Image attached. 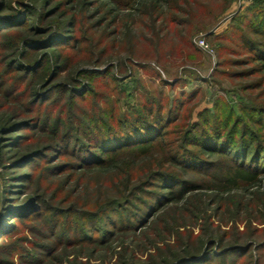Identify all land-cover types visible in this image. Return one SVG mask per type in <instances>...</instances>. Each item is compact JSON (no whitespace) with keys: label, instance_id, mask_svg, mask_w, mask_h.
<instances>
[{"label":"trees","instance_id":"16d2710c","mask_svg":"<svg viewBox=\"0 0 264 264\" xmlns=\"http://www.w3.org/2000/svg\"><path fill=\"white\" fill-rule=\"evenodd\" d=\"M36 2L21 1L14 7L8 0H0V136L5 137L0 140H7L11 146V149H7L8 145L2 148L1 157L12 154L7 157L13 162L9 169L30 167L31 163L38 172V183L52 176L65 174V177L61 185L58 179L47 185L57 183V187L51 189L53 193L50 189L40 193L38 189L36 197L3 206L0 240L4 241L2 238L13 232L12 219L44 214L52 234L62 222L70 219L77 222L74 230L77 236L87 233L86 238L76 239L101 241L104 246L112 247V238L126 232L132 231L134 236L140 232L145 234L143 241V238H135V249L124 247L122 264H136L133 260L139 259L137 252L148 251L146 245L159 251L167 248L169 253L159 262L151 260L139 264H209L214 257L220 261L210 264H226L225 253L216 255L213 251L214 245L222 246L224 237L217 232L229 223L231 214L236 222L242 221L243 212H250L252 216L256 213L259 219L264 214V164H261L264 133H258L255 127H264V104L253 100L256 98L244 97L235 107L227 97L218 95L212 108L203 109L195 116L190 108L196 93L182 90L171 95L165 89H156L152 94L147 90L135 103L119 106L120 96L127 88L122 86L121 74H125L123 68L130 59L126 65L119 62V67L109 64L103 70L81 69L74 53L85 42L89 48L83 50L85 56L90 63L100 64L105 61L106 51L96 49V45L102 44L104 39L96 43L93 28L101 30L104 26L108 31H102L106 34L105 40L119 35L120 28L123 32H132L135 25H146L145 22L151 33H155L157 23L168 20L177 23L178 14L184 12L183 4L189 5L190 0H43L37 7ZM30 18H34L33 23H29ZM84 20L92 23L88 30L83 26ZM235 22L239 25H234ZM232 26L220 37L238 43L248 53L249 61L259 62L250 71L236 74L248 76L264 72V0H255ZM90 30L92 35L88 37ZM37 50L40 54L35 55ZM249 61L240 60L243 64ZM64 72L69 73V78L55 82ZM153 75L161 85L172 89L189 82L165 81L157 69ZM100 78L101 82L113 84L116 96L106 98L96 90V81ZM261 79L248 83L243 91L258 89L262 86ZM134 91L137 94L140 90L135 88ZM58 94L67 95L69 102L60 103ZM77 98L86 105L91 103L93 108L81 110L76 105ZM71 109L83 112V117L75 116L78 124L63 130L68 121L64 112ZM70 121L73 120L70 118L68 123ZM41 133H47L51 140L37 144ZM49 153L52 155L48 156ZM62 155H71L77 161H60ZM215 155L217 158L211 159L210 156ZM220 156L226 158L219 159ZM41 161H48L49 165L42 166ZM166 166L204 174L217 167L221 173L199 181L184 178L179 171L166 169ZM35 171L12 177V182L22 181L17 186L18 194H25L23 182L35 178ZM90 175L111 180L116 195L104 194L92 209H80L78 206L84 204L79 198L72 202L69 196L56 199L70 182L77 179L82 183ZM66 204L68 206H64ZM170 207L176 218L191 216L194 220L210 221L215 229L204 232V237L193 247L181 241L175 246L172 219L163 216L154 221L158 212ZM97 222L103 225L98 227ZM69 225L64 224L63 232L69 231ZM88 225L100 232L99 237L88 233ZM150 226L152 228L147 230ZM42 248L50 249L46 244ZM94 250L90 252L91 257H95ZM3 262L12 264V261H0L5 264ZM36 263L43 264V261Z\"/></svg>","mask_w":264,"mask_h":264},{"label":"rangeland","instance_id":"374dc122","mask_svg":"<svg viewBox=\"0 0 264 264\" xmlns=\"http://www.w3.org/2000/svg\"><path fill=\"white\" fill-rule=\"evenodd\" d=\"M21 1L29 3L31 0H8L14 7H18ZM34 1H37V7L42 4L43 0ZM254 1L190 0L189 5L183 4L184 12L178 14L177 23H173L170 20L163 24L157 23L155 28L152 26L158 31L155 33H151L152 31L149 24H147L148 22H145L144 24L146 25H135L132 32H123L120 28L119 35L117 33L115 36H111V38L105 40L106 34L102 32L104 26L101 27V30L93 28L95 31L94 36L96 37L95 42L97 43L100 39H104L102 44L99 42L98 46L96 45V49L102 48L106 51L103 56L105 61L100 64L90 63L89 58L85 56L86 54L83 51L89 49L87 43L84 42V44L78 46L80 50L79 48H76L78 49L77 51L73 49L77 56L76 60L78 67L81 69L94 68L103 70L109 64L119 67V62H123L126 65L127 59H130L131 62H128L129 64L123 68L125 74H121L123 77V82H121L122 86L124 88L126 86L127 88L125 93L120 96L121 100L119 106H126L127 103H135V101H137L142 94H145L147 90L152 94L156 89H165L166 92H170L171 95H175V93L182 90L196 93L194 99L191 101V105L193 106L190 108L194 110L193 114L195 116L197 112L203 109L212 108L214 99L217 98L216 96L218 95L227 97L228 101L235 107L244 101V97L256 98V100H253L264 104V79H261L263 78L264 72H255L248 76H238V74H236L239 72V75H241L242 71H250L252 68L257 67L259 62L249 61L248 53L243 47L239 46L238 43H230L226 41V39L220 37L233 25V21L237 17H240L246 12ZM28 21L29 23H33L34 18H30ZM90 24L92 23L84 20L83 26L88 30L91 28ZM234 25L239 24L235 22ZM104 32L108 31L104 30ZM91 35L92 32L90 30L87 36L90 37ZM201 41H204V44H202ZM226 43L228 46H225ZM39 51L40 50H37L35 55H37V53L40 54ZM240 60H248L249 63L243 64ZM143 66H148V69ZM155 69L161 73V77L165 81L173 83L182 79L189 82L175 89L161 85V81L153 75ZM68 74V72H64L58 76L55 82L68 79ZM116 75L118 76L120 74L118 73ZM260 79L261 87L252 89L250 92L243 91L248 83L259 81ZM134 80L136 82H134ZM98 81L99 82L96 81V90L101 95H106V98L109 96H116L117 93L113 90V84L101 82L102 78ZM87 82H89V80ZM84 83H86V81L80 83L81 86ZM77 85H79V83ZM137 87L140 91L136 94L134 89H138ZM68 98L67 95L58 94V101L60 103H64L65 101L68 103ZM76 103V105L84 111L93 108L91 103L86 105L81 98H77ZM70 106L71 105L67 106V109H70ZM8 107L11 108L13 105H9ZM57 112L58 111L55 113ZM64 114L65 117L68 116V121L70 118L73 121H70L71 123L66 121V125L62 128L63 130L67 126L78 124L75 116L83 117V112L81 113V111L77 109L65 111ZM255 127L256 130L258 129V133H264V127ZM28 133L31 135L32 132H26V134ZM0 137L5 139L4 135ZM50 140L47 133H41L38 135L37 144L39 142H43L42 144H44V142L48 143ZM6 146L8 147L7 149H11L9 148L11 146H9L7 140H0V211L3 209V206L11 204L12 206L17 205L27 197V199L36 197L38 189L40 193L47 189H50V193H53L54 191L51 189H55L57 183L51 184L50 187L47 185L57 179L59 180L58 184L61 185L65 174L61 176H52L51 178L48 177L45 180L40 179L38 183V172L31 167V163L29 164L30 167L7 168L13 162L7 158L9 156L11 157L12 154L3 159L1 157L2 148ZM5 151L4 149L3 152ZM7 151L9 152V150ZM51 153H49L48 156H51ZM210 157L214 160L217 158V155ZM218 158L223 159L226 158V156H220ZM59 159L60 161H77V159L71 155H62ZM227 159H230L229 156H227ZM228 161L230 162V160ZM40 163L42 166L49 165L48 161H41ZM261 164H264L263 160ZM166 169L179 171L180 176L199 181L210 178L211 176L209 175L214 173L217 175L221 173V170H218L217 167L210 168L211 173L209 174L199 173L191 169L185 171L179 166H166ZM33 171H35L36 177L29 178V181L24 180L26 182H23L25 185L22 191H24L23 193L25 194H18L20 189L17 188V186L22 181L12 182V177L15 174L21 175L25 172L33 174ZM90 176L83 179L82 183H79L77 179L70 182L69 186L65 188L66 190L61 192L60 196L56 197V199L62 200L63 197L69 196L70 199H72L69 202H72L74 198H79L84 204L83 206H78L80 209H92L100 202L104 194L111 196L116 195L117 190H115V184L111 183V180H105L98 175ZM67 191L71 192V194H68ZM69 202L67 204H69ZM67 204L64 206H68ZM173 211L172 207H170L163 212H158L155 215L154 221L156 220L157 222L159 220L157 218L163 216H166L165 218H167V220L172 219L171 229L175 231L174 235H176V240H174L175 242L173 241L175 246H178V241H181L184 242V244L189 243L193 247L204 237V232H210L209 230L215 227L210 221L204 222L201 219L194 220L191 216L176 218V214ZM249 213L250 212H243L242 221L237 220L238 222H236L235 216L231 214L228 219L229 223L222 226L220 233L217 232V234H222L224 237L221 242L222 246L214 245L213 251L216 252V255L224 252L226 264H230L231 262L235 264H264V214H262L259 219L256 217L258 214L255 213L252 216V214ZM44 217L45 215L43 214L41 216L33 215L29 219H12L11 225L14 226L10 227V229L13 232L10 233L9 237L5 236L2 238L5 242L0 240V261H12V264H38L36 262L41 261H43V264H86L87 261L89 262L91 260L90 264H122L124 247L128 245L129 248H134L137 244L135 240L136 237L139 239L143 238L142 241L144 240L143 236L145 234L141 235L140 232L137 236H134L135 234H132V231H130L126 232L127 234H120L112 238V242H114L112 247L104 246L101 245L103 244L100 243L101 241L95 243L96 241H86L87 239H76V237L86 238L87 233L82 232L77 236V232L74 233V230L78 227H76L77 222L70 219L62 222L58 231L52 234L51 228L49 224L46 223ZM133 221H135L134 218ZM65 223H70V228L69 231L63 232ZM97 223H100L97 225L98 227L103 225L101 222ZM155 225L156 223L152 226L154 227ZM71 228H73V230H71ZM88 228V233L92 237H99L100 232L94 230L93 225H88ZM151 228L150 226L147 230ZM177 231H179L180 234H177ZM45 244L49 245L51 251L49 248L47 250L42 248V245ZM147 246L148 251L137 252L139 259L134 258V263L139 264L143 261L147 262L151 260L159 262L164 255L169 253V250L164 247L159 251L158 248H151L149 245H146V247ZM92 249H95L92 253L95 257H91L90 255ZM111 249L113 250L111 251ZM219 261L220 259L218 257H214L212 260L213 263ZM212 262L208 263L210 264Z\"/></svg>","mask_w":264,"mask_h":264},{"label":"built area","instance_id":"2783aa9c","mask_svg":"<svg viewBox=\"0 0 264 264\" xmlns=\"http://www.w3.org/2000/svg\"><path fill=\"white\" fill-rule=\"evenodd\" d=\"M252 1H254V0H247V2H252ZM202 42V44H204V41H201Z\"/></svg>","mask_w":264,"mask_h":264}]
</instances>
